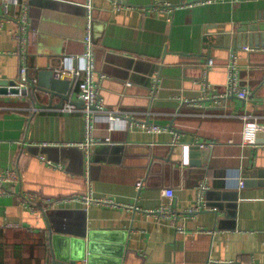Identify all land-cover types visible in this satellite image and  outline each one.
<instances>
[{"label": "crops", "instance_id": "0c3cea01", "mask_svg": "<svg viewBox=\"0 0 264 264\" xmlns=\"http://www.w3.org/2000/svg\"><path fill=\"white\" fill-rule=\"evenodd\" d=\"M20 1L0 30V80H20L14 35L24 12L36 77L86 51L91 14L104 110L123 117L113 130L100 117L87 150L81 114L40 109L52 101L40 91L36 105L0 96V169L22 177L0 195V264H52L80 248L86 259L77 264H264V133L257 146L243 141L246 119L264 124V46H239L264 0ZM232 54L247 100L224 97ZM205 142L216 144L189 151L186 163V146ZM41 144L59 147L45 155L27 147ZM166 189L175 206L161 215ZM89 196L106 203L87 204Z\"/></svg>", "mask_w": 264, "mask_h": 264}, {"label": "built area", "instance_id": "2783aa9c", "mask_svg": "<svg viewBox=\"0 0 264 264\" xmlns=\"http://www.w3.org/2000/svg\"><path fill=\"white\" fill-rule=\"evenodd\" d=\"M3 9L4 15L0 16V30L3 28V25L8 18L13 19V13L11 7H17L20 5V0H0ZM216 1H228V0H195L190 7H193L196 4H208L210 2ZM231 1H238V0H231ZM114 4L116 8H122V4L119 0H114ZM13 16V17H12ZM15 18V17H14ZM92 16L89 14L88 16V28H87V35L85 37L84 42L86 43V51L83 54H75L73 56H66L64 57V61L61 63L60 66H57L54 71V77L58 79H68L74 83L73 91L71 93L70 100L66 101L61 107L57 106H45L40 109L50 112H59V113H68L74 114L78 113L84 117L86 122L87 128V140L79 144L81 148L89 149L93 143H98V141L93 138V131L95 130L94 126L100 117H104L110 123V129L113 130L115 128V124L122 120L123 115L120 112H107L104 110V101L101 97V86L100 80L104 77L97 76L96 73V66H95V59L93 58V48H94V41H92L91 37V24ZM27 13L24 12L23 15L19 18L20 30L18 33H15L14 38L20 43V50H19V57L21 60V69H20V81L18 82L17 88L19 89V94L15 96H20L21 91L23 88H27V82L30 78H33V83H38V78L31 75L29 72V64H28V49L29 43L27 38V33L29 26L27 25ZM246 49H249L247 47ZM215 61L212 59L209 61V66L212 65ZM228 72H229V93H227L224 97L228 98L230 96H237L241 99L247 100L251 96V92L249 90H242L239 89L238 83L240 78V72L237 67L236 63V55L232 54L231 62L228 65ZM130 85V83H128ZM78 89V91H76ZM76 91V93H75ZM74 93L77 95L78 102H82V106L77 104V99H74ZM34 110H37L35 107ZM130 116V115H129ZM138 126L142 127L143 129H147L150 132H162L163 128L154 124H148L146 122L137 124ZM264 133V124L260 123L256 118L255 119H246L244 132H243V141L244 144L249 146H257L258 145V137L259 134ZM215 142L209 143H199L202 148H214ZM41 145H50V144H41ZM40 145V146H41ZM189 146H186V155H185V162L189 163ZM88 152V151H87ZM44 159V157H41ZM48 164L57 167L51 161H47ZM59 167V166H58ZM88 176V171H87ZM21 173L17 168H7V169H0V195L7 196L12 191L9 189V185L11 184H21L22 182ZM141 183L139 184V188H141ZM205 184L201 185L200 193L205 190ZM164 195L170 198V202L159 212L161 215L170 213L175 206V195L173 189H166L164 190ZM29 197L30 203H32L33 199ZM32 201V202H31ZM87 204L100 202L104 203L100 199H96L93 197H87L85 199ZM106 203V202H105ZM52 205H56L54 202H50ZM201 209V205L197 206L191 212L194 213ZM215 264H228L223 262H217Z\"/></svg>", "mask_w": 264, "mask_h": 264}, {"label": "water", "instance_id": "95a60500", "mask_svg": "<svg viewBox=\"0 0 264 264\" xmlns=\"http://www.w3.org/2000/svg\"><path fill=\"white\" fill-rule=\"evenodd\" d=\"M259 22L254 23L250 26H246L243 29L239 30V33H242L241 43L239 42V46H243L248 44L249 46H257L263 47L264 46V13L262 16L259 17ZM240 39V37H239ZM36 77V75H35ZM38 83H33L32 79L30 78L27 82V88H23L21 91V95L31 96L34 100V104H39V99L37 92H44L51 96L52 101L50 102L49 106H53V99L57 96L61 97L60 107L68 100H70L71 93L73 91L74 83L68 79H58L54 77L53 70H44L40 71L37 75ZM20 80H0V96L5 95H17L19 94V89L17 88L18 82ZM78 105L82 106V102H77ZM30 151L35 150L38 151L37 155H45L46 150L52 147L58 148L59 145H34V146H27ZM70 147V146H69ZM201 146L197 144V146H191L189 151L190 154H194L195 151L200 149ZM206 153V152H205ZM84 236V235H82ZM76 244L82 242L80 240L75 241ZM70 253H66L65 255L61 256H54L52 264H77L78 261H84L86 259L85 250L83 248L78 249V252L74 255H69Z\"/></svg>", "mask_w": 264, "mask_h": 264}]
</instances>
